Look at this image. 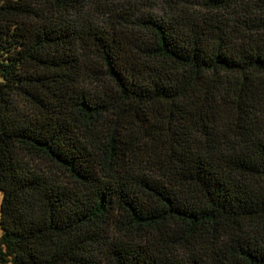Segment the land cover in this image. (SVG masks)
Masks as SVG:
<instances>
[{"label":"trees","instance_id":"obj_1","mask_svg":"<svg viewBox=\"0 0 264 264\" xmlns=\"http://www.w3.org/2000/svg\"><path fill=\"white\" fill-rule=\"evenodd\" d=\"M0 264H264V0H0Z\"/></svg>","mask_w":264,"mask_h":264},{"label":"rangeland","instance_id":"obj_2","mask_svg":"<svg viewBox=\"0 0 264 264\" xmlns=\"http://www.w3.org/2000/svg\"><path fill=\"white\" fill-rule=\"evenodd\" d=\"M2 191H0V203H1V197H2V193H1ZM0 234H1V229H0ZM5 264H12L11 262H7V263H5Z\"/></svg>","mask_w":264,"mask_h":264}]
</instances>
